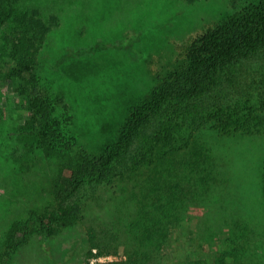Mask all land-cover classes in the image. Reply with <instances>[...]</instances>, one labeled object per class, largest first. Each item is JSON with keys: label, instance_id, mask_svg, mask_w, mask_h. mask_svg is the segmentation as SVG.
<instances>
[{"label": "rangeland", "instance_id": "374dc122", "mask_svg": "<svg viewBox=\"0 0 264 264\" xmlns=\"http://www.w3.org/2000/svg\"><path fill=\"white\" fill-rule=\"evenodd\" d=\"M260 1L14 0L22 9L39 8L46 20L58 18L36 52L33 74L42 88L62 98L57 104L62 135L79 150L105 156L109 173L88 175L56 193L55 182L71 172L59 174L63 155L47 153L39 144L29 148L30 73L6 76L15 63L2 50L4 32L9 31L3 25L0 264L126 258L130 222L149 190L150 170L135 169L121 181L116 171L119 159L136 154L143 134L154 132L157 125L154 115L137 120V109L152 98L194 37L227 21L243 3ZM253 90L258 92L256 85ZM150 106L142 114L150 113ZM192 143L175 170L186 202L184 219L172 228L152 264H264V135L204 132ZM79 200L85 203V216L78 224L51 235L36 227L28 242L7 251V232L14 221ZM114 232L118 237L108 240L117 241V252L98 255L93 241L101 244Z\"/></svg>", "mask_w": 264, "mask_h": 264}, {"label": "trees", "instance_id": "16d2710c", "mask_svg": "<svg viewBox=\"0 0 264 264\" xmlns=\"http://www.w3.org/2000/svg\"><path fill=\"white\" fill-rule=\"evenodd\" d=\"M57 23L56 16L46 20L39 8L31 11L20 8L14 0H0V28L8 24L9 30L4 32L2 50L15 63L6 76L30 73L29 148L39 144L47 153L63 155L65 161L59 166V174L71 172L56 180L58 194L88 175L100 173L107 177L109 165L105 156L80 151L75 143L66 140L57 112L62 98L42 88L33 74L36 52ZM151 97L135 114L137 120H151L154 115L156 128L143 134L136 154L119 159L120 170L116 171L123 177L121 181L135 169L150 170L149 190L137 203V216L130 222L127 256L86 264H152L172 228L184 219L186 202L175 170L182 163V151L193 144L196 136L204 132L264 135V0L243 3L227 21L194 37ZM148 104L151 112L142 114ZM84 216L85 203L81 200L60 209L32 211L27 220L12 223L7 232V251L11 253L28 242L36 227L51 235L78 224ZM117 234L106 236L101 244L93 241L92 248L98 246V255L117 252V241H109Z\"/></svg>", "mask_w": 264, "mask_h": 264}]
</instances>
